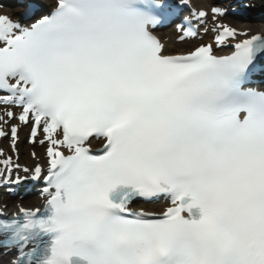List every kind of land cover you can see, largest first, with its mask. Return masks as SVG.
<instances>
[{"label":"snow or ice","instance_id":"snow-or-ice-1","mask_svg":"<svg viewBox=\"0 0 264 264\" xmlns=\"http://www.w3.org/2000/svg\"><path fill=\"white\" fill-rule=\"evenodd\" d=\"M178 6L190 0L0 15V137L12 119L31 123L48 157L46 171L21 168L0 149V184H45L43 208H0L9 264H264V90L249 84L264 35L217 22L214 42L231 54L211 43L171 54L155 30ZM207 18L191 12L180 39ZM159 199L170 202L159 213L132 207Z\"/></svg>","mask_w":264,"mask_h":264},{"label":"bare ground","instance_id":"bare-ground-1","mask_svg":"<svg viewBox=\"0 0 264 264\" xmlns=\"http://www.w3.org/2000/svg\"><path fill=\"white\" fill-rule=\"evenodd\" d=\"M193 2H194V4H195V6H197L198 8H200V9H205V8H207L209 5H211L212 3H213V0H193ZM244 30H252V31H254V32H261L262 31V29H264V28H260V27H253V26H247V27H244L243 28ZM172 33H170V34H167L166 35V37H169L170 38V41L172 42L173 41V38L170 36ZM171 44H167V51H169L170 50V46ZM177 47H179V48H181L180 46H177ZM21 148H22V146H23V142L21 143L20 142V145H19ZM3 262V264H9L8 263V261L5 259L4 261H2Z\"/></svg>","mask_w":264,"mask_h":264},{"label":"rangeland","instance_id":"rangeland-1","mask_svg":"<svg viewBox=\"0 0 264 264\" xmlns=\"http://www.w3.org/2000/svg\"><path fill=\"white\" fill-rule=\"evenodd\" d=\"M264 1V0H263ZM25 158V156H23Z\"/></svg>","mask_w":264,"mask_h":264}]
</instances>
